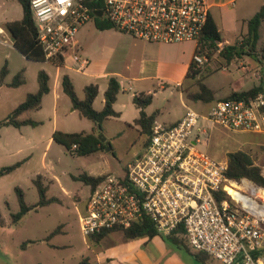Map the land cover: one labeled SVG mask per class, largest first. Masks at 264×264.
<instances>
[{
  "label": "built area",
  "instance_id": "obj_1",
  "mask_svg": "<svg viewBox=\"0 0 264 264\" xmlns=\"http://www.w3.org/2000/svg\"><path fill=\"white\" fill-rule=\"evenodd\" d=\"M103 4L102 17L114 28L150 42H198L209 18L207 0ZM31 9L38 42L51 62L75 48L80 27L94 13L87 0H31ZM71 56L78 70L90 64L77 51ZM193 59L198 66L206 62L197 53ZM201 118L232 131L264 133V89L250 98L218 99L206 115L188 106L175 123L155 121L148 145L124 175L105 174L91 188L78 211L85 238L149 218L161 233L180 230L193 250L224 264H264V186L249 178H229L228 159L219 161L198 147L208 137L205 128L197 132ZM230 186L244 196L236 198Z\"/></svg>",
  "mask_w": 264,
  "mask_h": 264
},
{
  "label": "rangeland",
  "instance_id": "obj_2",
  "mask_svg": "<svg viewBox=\"0 0 264 264\" xmlns=\"http://www.w3.org/2000/svg\"><path fill=\"white\" fill-rule=\"evenodd\" d=\"M16 4L18 11L22 13L21 3L16 1ZM243 30H247V25ZM108 32L97 29L92 19L80 27L79 38L86 42L99 63L109 65L110 69L115 67L114 69L125 75V64L121 56L113 55V47L117 41L113 33ZM11 48V42L0 43V120L6 118L24 101L28 93L38 90V71L41 68L44 67L51 73L56 71L55 65L51 62L29 60ZM252 53L231 62L223 59L206 61L201 66V77L214 90L216 99H222L234 91L264 84V22L259 28V39ZM5 64L8 70L2 80V69ZM224 66L228 69H224ZM22 68L26 69L25 82L11 86L10 83ZM70 74L75 76L77 94L83 98L84 88L81 87L79 80L84 78L83 75H77L72 71ZM119 78L129 83L127 78L122 76ZM133 83L135 84L131 82L132 85ZM180 89L172 84L165 90H157L152 103L145 108L146 113L155 114L158 121L169 123L185 112V102L206 115L213 102L191 100L182 95ZM140 90H142L140 85H135V89L125 91L122 89L118 94L119 101L116 107L124 105V116L111 117L103 122L99 135L102 134L110 142L109 151L103 149L81 156L72 154L53 140L55 130L91 132L95 126L93 121L80 117L77 111L71 110L73 107L70 105V98L65 94L59 102H55L54 92L45 95L41 106L26 114L40 121L38 125H26L21 128L8 125L0 129V168L24 160L20 167L0 177V210L6 220L5 225H0V264H74L84 258H89L90 264H98L96 253L103 256L101 264H121L116 259L106 258L108 251L120 248L123 240L121 231L112 233L100 243L92 241L90 237L85 240L82 235L78 210L85 206L91 187L76 176L82 173L124 175L136 155L144 151L149 136L142 131L140 125L129 124L133 122L134 114L140 116V109L133 102V95ZM185 90L196 91L198 86L189 78ZM103 97L104 94L99 95L94 104L95 108L101 109ZM199 128L208 131V137L198 143L201 150L219 161L227 160L231 151H244L264 172V133L232 131L203 118L198 123L197 132ZM39 174L43 175L42 180L48 185V196L57 200L32 209L20 222L13 223L12 214L20 209L16 186L23 189L29 205L36 204L40 196L34 179ZM58 226L64 227V230L58 232L53 241L69 246L54 249L45 242H38L26 249L21 247L23 241L41 239ZM161 238L153 241V244L160 242L165 250L158 264H223L211 256L203 263L186 248L167 237ZM139 240L149 242L147 238Z\"/></svg>",
  "mask_w": 264,
  "mask_h": 264
},
{
  "label": "trees",
  "instance_id": "obj_3",
  "mask_svg": "<svg viewBox=\"0 0 264 264\" xmlns=\"http://www.w3.org/2000/svg\"><path fill=\"white\" fill-rule=\"evenodd\" d=\"M23 8V17L20 20H13L6 22L5 27L11 34L14 46L27 57L34 61H47L42 46L37 39L36 21L31 9V0H18ZM87 4L93 12L101 11L104 7L103 0H87ZM93 20L99 29L114 28L113 25L102 16L92 14ZM264 22V5L259 11L248 20V32L238 40L231 44H226L223 47L219 43L223 40L221 32L215 20L209 15V18L203 28L200 38L197 42L195 53L203 55L206 61L225 60L231 62L234 59L240 58L245 54L252 55L256 49L259 39V28ZM222 60V61H223ZM64 58L61 56L55 64L62 66ZM7 64L2 69V80H4L7 73ZM202 68L198 66L193 59L189 67L188 78L193 79L198 90L185 91L186 96L195 101L214 102L216 99L215 92L203 80ZM49 74L41 69L38 73L39 88L36 92L27 94L24 101L18 104L12 112L4 119L0 120V129L4 126L12 125L21 127L23 125H37L39 122L31 117H22L25 113L41 106L43 96L50 91ZM25 69H21L10 83L11 86H18L25 82ZM62 88L65 94L70 98L73 107L78 111L80 117L88 118L94 122L95 126L91 132L75 131L66 132L56 130L53 134V140L63 145L67 151L72 154L87 156L96 151L105 149V144L100 140L99 133L102 131L103 122L111 117L121 116V112L116 110L114 104L117 101L118 94L121 90L120 82L116 77H110L108 86L105 90V104L102 109L94 107L95 99L99 93V85L96 83L87 84L84 88V97L80 98L77 94L75 85L71 77L65 73L62 76ZM264 89V84L256 85L247 90L234 91L224 97L227 98H250L257 95ZM223 99V98H222ZM134 103L140 109V116L135 119L134 123L142 127V131L149 136L148 143L151 136L152 126L155 122V114H147L145 108L152 103L153 95L149 93H136L133 96ZM147 143V145H148ZM24 160L17 161L13 164L2 166L0 168V177L7 175L20 167ZM127 169V168H126ZM226 175L234 180L240 181L242 178H249L255 183L264 186V175L260 166L254 164L253 159L244 151H231L228 153V168ZM105 174L92 175L89 173H82L76 176L91 188H94L103 178ZM43 175L39 174L34 182L39 192V200L34 205H29L25 199V193L20 186H16L15 190L18 195L20 209L12 214V222L18 223L20 220L32 209L52 203L57 198L49 197L48 185L43 182ZM220 194H226L225 192ZM4 219L0 210V225H5ZM61 226V225H60ZM58 226L54 229L48 237L57 234L62 228ZM121 231L127 239H137L147 237L151 239L157 235L163 238L167 237L179 246L186 248L194 257L205 263L210 255L203 251L193 250L182 231H175L170 234H163L158 230L156 224L149 218H145L139 222H135L130 227L122 229L105 230L101 233L91 236L95 240H100L112 231ZM47 237V239H48ZM39 240H27L21 243V247L26 249L29 245L38 243ZM77 264H88L86 259H83Z\"/></svg>",
  "mask_w": 264,
  "mask_h": 264
},
{
  "label": "crops",
  "instance_id": "obj_4",
  "mask_svg": "<svg viewBox=\"0 0 264 264\" xmlns=\"http://www.w3.org/2000/svg\"><path fill=\"white\" fill-rule=\"evenodd\" d=\"M16 1L18 0H0V43L3 44L4 42H11L12 51L13 49H16L17 51L19 50L14 46L11 34L6 29L5 24L9 21L20 20L23 17V8L21 10L22 13L19 12ZM207 2L209 4V15L215 20L223 38V40L219 43L220 47L242 39V36L248 32V20L252 18L264 5V0H207ZM245 25H247L246 31L243 30ZM97 29L99 28L97 27ZM99 30L109 31L108 33H113L112 35L115 36L117 42L113 47V55L121 56L122 61L125 64V75H123L117 69H114L115 67L113 69H110L109 65L99 63L98 58L96 59L95 57H93L86 42L82 41L79 38V29L76 37L77 45L75 46V48L69 50V52L63 56V65L60 66L49 61L55 65V73L47 71L44 67L41 68L44 69L50 77V91L45 95L54 92L55 102H59V100L63 97V94H65L61 83L62 76L65 73H67L71 77L77 91V83L74 80L75 76L73 77V75L70 74L71 71L77 75H83L84 78L79 79L82 88H85V86L90 83H96L99 85V93L97 98L99 97V95L104 94V97L101 99V109L105 104V90L108 86L110 77L113 76L119 80L121 90L123 89L124 91L127 89H135V85H140V88H142V90H140V92L137 91L136 93H149L152 94L154 98V96L157 94V90L162 91L165 90L167 86L175 84L177 85V87L181 88V94L184 96L186 95L185 84L189 81L188 72L195 55V49L197 46L196 41L187 40L177 43L150 42L134 37L131 34L122 32L120 30H117L116 28ZM74 51L79 52V54L87 57L90 60V64L85 70L76 69L73 58L71 56ZM121 76L127 78L129 83L123 82V80L119 78ZM131 82H135V84L133 83L132 85ZM45 95L43 96V98L45 97ZM97 98L95 99V102ZM118 101L119 97H117V101L115 102L114 106L116 110L121 112V117H123L124 105H118V107H116ZM70 103V105L73 107L72 102ZM71 106H69V108ZM188 106L190 107V105L184 102V107L187 108ZM73 108H71L72 111H77L75 108ZM26 114L27 113H25L22 117H28L26 116ZM184 114L185 112L183 111L179 117L169 123L177 122L183 117ZM138 117L139 115H133V122H129L130 126H133L135 124L134 121ZM155 121L158 120L156 119ZM38 122L40 123V121ZM83 209L84 207L81 210ZM63 228L59 231V233L63 232ZM53 230L47 232L46 235H44L41 239L30 240H39V242H45L49 247L54 249L69 246V244L66 243H55L53 241L54 237L58 234L48 237ZM114 232L119 233L118 230L112 231L98 241L93 238L91 239L96 243H100L102 240L106 239ZM122 235L123 240L121 241L122 243L120 248L112 252L108 251V255L106 256L107 259H116L121 264H158L165 253V250L163 249L160 242L159 244H153V241L157 238H161V235H157L151 239H148L147 237L127 239L125 238L123 233ZM145 238L149 240V242L147 241L148 243H144L143 240H139ZM86 239L87 238H85V240ZM35 244H31L29 246ZM96 258L98 264H101V262L103 261V256L100 253H96ZM84 259H86L88 261V264H90L89 258Z\"/></svg>",
  "mask_w": 264,
  "mask_h": 264
},
{
  "label": "water",
  "instance_id": "obj_5",
  "mask_svg": "<svg viewBox=\"0 0 264 264\" xmlns=\"http://www.w3.org/2000/svg\"><path fill=\"white\" fill-rule=\"evenodd\" d=\"M97 16H102L103 15V12L102 11H95L94 12ZM74 109V108H73ZM99 138L100 140L106 144V147L105 149L106 150H111V145H110V142L107 140V138L105 136H103L102 134L99 135Z\"/></svg>",
  "mask_w": 264,
  "mask_h": 264
},
{
  "label": "bare ground",
  "instance_id": "obj_6",
  "mask_svg": "<svg viewBox=\"0 0 264 264\" xmlns=\"http://www.w3.org/2000/svg\"><path fill=\"white\" fill-rule=\"evenodd\" d=\"M229 191L231 194H233L236 198H241L243 197V193H241L239 190H237L236 188L230 186L229 188Z\"/></svg>",
  "mask_w": 264,
  "mask_h": 264
},
{
  "label": "flooded vegetation",
  "instance_id": "obj_7",
  "mask_svg": "<svg viewBox=\"0 0 264 264\" xmlns=\"http://www.w3.org/2000/svg\"><path fill=\"white\" fill-rule=\"evenodd\" d=\"M105 144V143H104ZM105 147H106V144H105Z\"/></svg>",
  "mask_w": 264,
  "mask_h": 264
}]
</instances>
